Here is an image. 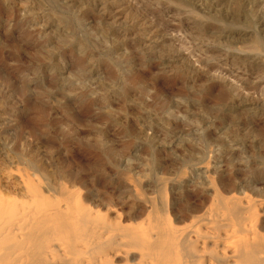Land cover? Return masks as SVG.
Segmentation results:
<instances>
[{
    "label": "rangeland",
    "instance_id": "rangeland-1",
    "mask_svg": "<svg viewBox=\"0 0 264 264\" xmlns=\"http://www.w3.org/2000/svg\"><path fill=\"white\" fill-rule=\"evenodd\" d=\"M71 1L0 0V157L33 153L88 163L107 155L134 161L135 172L142 173L159 168L160 162L176 154L175 149L186 160L222 146L225 138L248 139L247 128L254 127L264 144V27L243 0H225L221 9L211 8L219 11L209 16L219 14L228 29H237L238 34L242 30L239 38L257 34L261 50L253 54L256 60L241 61L228 39L212 40L208 52L204 51L208 41L186 24L194 18L189 7L170 3L174 0H121L129 15L125 19L121 13L122 22L115 24L93 11H83L86 16L79 17L83 4L103 0ZM104 1L112 11V0ZM127 8L138 11L132 12L137 14L136 22ZM143 23L154 31L151 46L142 44L147 37L133 40L135 31L143 33ZM205 62H211L210 70L222 72L242 92L200 71ZM201 81L207 82L206 87ZM98 136H103V145L97 142ZM205 142L210 145L207 150ZM263 144H257L261 150L245 154L249 162L256 153L264 154ZM180 163L173 164L186 170ZM105 169L111 172L110 167Z\"/></svg>",
    "mask_w": 264,
    "mask_h": 264
},
{
    "label": "bare ground",
    "instance_id": "bare-ground-1",
    "mask_svg": "<svg viewBox=\"0 0 264 264\" xmlns=\"http://www.w3.org/2000/svg\"><path fill=\"white\" fill-rule=\"evenodd\" d=\"M103 1L99 4L95 1L96 5H90L89 1L82 8L80 3L79 17L93 11L103 21L107 18V22L113 20L115 24L121 21V13L126 15L124 0H112L109 3L112 11ZM224 1L170 3L189 7L194 18L187 19L186 24L201 40L208 41L204 51L208 52L212 40L220 43L219 40L228 39L235 44L231 47L241 61L242 58L256 60L253 54L261 50L257 34L251 33L249 39L239 38L242 30L238 34L237 29H228V24L217 17L219 14L209 16L219 11L211 8L219 7ZM243 2L261 18L264 27V0ZM129 11L135 21L137 14H132L138 11ZM128 15L124 18L128 19ZM140 27L143 33L135 31L134 42L147 37L142 44L151 46L154 31L150 32L144 23ZM46 28L45 24L40 32ZM210 68L211 62H207L199 70L212 79L228 81L234 91H241L222 72ZM200 83L205 86L203 83L207 82ZM256 132L254 127L247 128L248 139L225 138L222 146L201 155H190L186 160L181 158L183 153L177 156L175 149L176 154L163 164L160 162L159 168L142 173L135 172L134 161L107 155L90 159L88 163L74 158L72 165L67 160L33 153L19 158L8 154L0 157V264H264V154L256 153L251 162L245 156L263 144ZM102 137L96 138L100 145L105 141ZM189 143L196 146L194 141ZM205 145L206 150L210 148L208 142ZM187 149H183L186 154ZM175 161L187 169L175 167ZM99 182L105 183L103 189ZM150 193L156 196L150 197Z\"/></svg>",
    "mask_w": 264,
    "mask_h": 264
}]
</instances>
